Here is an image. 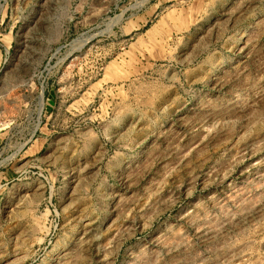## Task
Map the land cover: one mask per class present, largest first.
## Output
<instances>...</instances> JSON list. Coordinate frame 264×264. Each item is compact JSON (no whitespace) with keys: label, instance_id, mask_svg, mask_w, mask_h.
I'll return each instance as SVG.
<instances>
[{"label":"rangeland","instance_id":"rangeland-1","mask_svg":"<svg viewBox=\"0 0 264 264\" xmlns=\"http://www.w3.org/2000/svg\"><path fill=\"white\" fill-rule=\"evenodd\" d=\"M0 264H264V0H0Z\"/></svg>","mask_w":264,"mask_h":264},{"label":"bare ground","instance_id":"bare-ground-1","mask_svg":"<svg viewBox=\"0 0 264 264\" xmlns=\"http://www.w3.org/2000/svg\"><path fill=\"white\" fill-rule=\"evenodd\" d=\"M240 253V252H239ZM241 255V254H240ZM245 254H243V256H244Z\"/></svg>","mask_w":264,"mask_h":264}]
</instances>
